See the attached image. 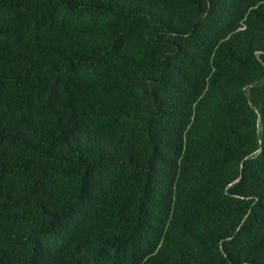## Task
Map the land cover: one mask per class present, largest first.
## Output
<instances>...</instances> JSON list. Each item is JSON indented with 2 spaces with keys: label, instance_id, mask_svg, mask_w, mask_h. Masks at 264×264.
Segmentation results:
<instances>
[{
  "label": "trees",
  "instance_id": "16d2710c",
  "mask_svg": "<svg viewBox=\"0 0 264 264\" xmlns=\"http://www.w3.org/2000/svg\"><path fill=\"white\" fill-rule=\"evenodd\" d=\"M0 264H264V0H0Z\"/></svg>",
  "mask_w": 264,
  "mask_h": 264
}]
</instances>
